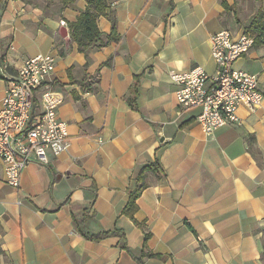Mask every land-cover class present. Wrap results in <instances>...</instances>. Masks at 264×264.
<instances>
[{"label":"crops","instance_id":"1","mask_svg":"<svg viewBox=\"0 0 264 264\" xmlns=\"http://www.w3.org/2000/svg\"><path fill=\"white\" fill-rule=\"evenodd\" d=\"M225 1L228 10L223 0H109L101 42L81 53L68 23L86 0L47 17L0 0V102L3 75L52 55L70 135L67 151L31 163L18 189L0 161V264H264V101L239 108L241 126L207 135L199 111L178 106L171 80L195 67L216 74L211 38L246 32L264 11V0ZM234 68L257 75L264 93V34ZM156 161L162 172L147 176L139 227L123 210L140 187L136 173ZM76 222L92 235L124 233L129 252L119 236L86 239Z\"/></svg>","mask_w":264,"mask_h":264},{"label":"built area","instance_id":"2","mask_svg":"<svg viewBox=\"0 0 264 264\" xmlns=\"http://www.w3.org/2000/svg\"><path fill=\"white\" fill-rule=\"evenodd\" d=\"M61 26H67L62 21ZM256 37L229 30L211 38L217 73L195 67L184 74H171L177 87L176 100L183 111L198 110L197 123L207 135L228 126H241L238 110L252 112L264 101L257 75L234 68L254 47ZM56 59L39 55L27 60L13 76L3 75L6 90L0 102V161L4 182L20 188L24 170L33 162L48 164L50 153L61 156L69 147L68 124L58 116L65 99L55 94L52 77Z\"/></svg>","mask_w":264,"mask_h":264},{"label":"trees","instance_id":"3","mask_svg":"<svg viewBox=\"0 0 264 264\" xmlns=\"http://www.w3.org/2000/svg\"><path fill=\"white\" fill-rule=\"evenodd\" d=\"M34 9H38L50 16L51 13L56 14L62 12L67 6L73 3V0H41L39 3L33 0H23ZM87 7L85 11L80 14L75 22L68 23L71 38L74 43L78 44L79 51L86 53L90 48L101 42L102 34L98 29V20L102 16L107 15V11L110 7L109 0H86ZM223 6L226 10L229 9V5L223 0ZM109 16V15H108ZM112 21V33L109 36V40L113 41L117 39L116 21L112 15L109 16ZM246 32L256 37V43L262 42L264 34V11L259 10L256 16L251 20L250 24L246 28ZM162 172L159 162L156 161L152 165L141 168L135 175V180L140 187L130 191V199L128 204L123 210V214L129 217L137 226L142 227V224L138 223L135 219V215L138 211V199L142 195L143 191L148 187L146 181L149 173ZM80 234L86 239L92 241H101L110 237L119 236L123 240V248L129 252L124 233L117 231H108L97 235L87 233L82 222H76ZM150 237L146 234V240Z\"/></svg>","mask_w":264,"mask_h":264},{"label":"water","instance_id":"4","mask_svg":"<svg viewBox=\"0 0 264 264\" xmlns=\"http://www.w3.org/2000/svg\"><path fill=\"white\" fill-rule=\"evenodd\" d=\"M59 35H60L63 39L66 40L67 45L70 44L71 39L68 37V30H67L66 27H62V28L60 29V31H59Z\"/></svg>","mask_w":264,"mask_h":264},{"label":"rangeland","instance_id":"5","mask_svg":"<svg viewBox=\"0 0 264 264\" xmlns=\"http://www.w3.org/2000/svg\"><path fill=\"white\" fill-rule=\"evenodd\" d=\"M33 1H35V2H38V3H39L41 0H33Z\"/></svg>","mask_w":264,"mask_h":264}]
</instances>
